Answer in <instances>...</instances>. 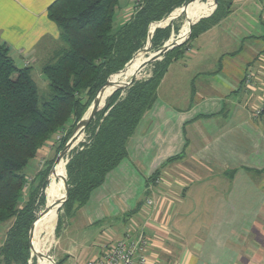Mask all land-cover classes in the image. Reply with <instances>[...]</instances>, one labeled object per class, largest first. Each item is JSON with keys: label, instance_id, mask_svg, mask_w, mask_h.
<instances>
[{"label": "crops", "instance_id": "1", "mask_svg": "<svg viewBox=\"0 0 264 264\" xmlns=\"http://www.w3.org/2000/svg\"><path fill=\"white\" fill-rule=\"evenodd\" d=\"M52 1L0 0V44L16 66L42 67L62 45ZM123 9L125 22L133 6ZM263 95L264 0H231L170 62L126 156L66 217L55 264L138 235L147 264H264V113L252 115Z\"/></svg>", "mask_w": 264, "mask_h": 264}, {"label": "trees", "instance_id": "2", "mask_svg": "<svg viewBox=\"0 0 264 264\" xmlns=\"http://www.w3.org/2000/svg\"><path fill=\"white\" fill-rule=\"evenodd\" d=\"M191 1L142 0L125 22L113 28L119 0H53L46 16L57 26L62 45L41 67L49 88L48 98L42 100L31 67L16 66L8 47L0 44V225L6 226L0 264H27L30 240L33 251V237L40 231V218L35 220L34 212L43 197L42 185L51 160L32 178L25 172L30 161L51 141L54 150L62 149L97 91L145 46L149 33L153 50L164 44L170 36L169 21L175 19L173 16L158 26L165 17L184 5L181 13L200 12L206 0ZM230 4L231 0L213 3V12L194 23L190 35L189 27L186 29L182 42L163 54L149 78L134 81L123 97L116 88L125 84L116 87L100 104L97 109L103 108L95 128L70 153L64 168L68 197L63 206L68 213L81 206L106 173L126 156L127 141L154 101L170 62L183 57L190 40L217 24L229 12ZM151 24L157 26L149 31ZM51 188L49 183L46 195Z\"/></svg>", "mask_w": 264, "mask_h": 264}, {"label": "rangeland", "instance_id": "3", "mask_svg": "<svg viewBox=\"0 0 264 264\" xmlns=\"http://www.w3.org/2000/svg\"><path fill=\"white\" fill-rule=\"evenodd\" d=\"M192 1H195V0H192ZM197 1L204 2L205 0H197ZM215 1L213 2L214 3V6L217 4V1L218 0H215ZM208 2L209 1H207V0L205 1V5L203 7L204 9H205V6L208 4ZM128 4L134 6V0H119V5H118V7L115 10V15H114V18H113V28H117L125 20V18L127 17L128 12L125 11L126 12L125 13L124 12L125 9H123V8L126 5H128ZM184 6H181L179 8H182ZM179 8H176V9H179ZM176 9H174V10H176ZM213 9H214V7H213ZM123 12H124V14H123ZM192 14H193V12H184V13H181L180 11L176 13V15L174 16L175 19H172V20L169 21V23L171 24L170 36H169V38L164 43H167L169 40H172L173 41L174 39L177 38L178 30L180 29V27L182 26V24L185 22V20L188 17H191ZM167 17H165L163 20H165ZM196 22H197V20L194 21L193 24L196 23ZM165 24L166 23H160L158 25L164 26ZM156 26H157V24H155L153 26L151 24L150 25V29L153 30ZM191 27L189 28V35L191 33V29H192ZM172 41H170V43ZM147 43L148 42H146L145 43V46L143 48L139 49L126 64H128L129 62H131V60L133 61L134 58L137 55H141L142 58H143L145 55H147L149 53H152L153 49ZM154 58H155L154 60H152L149 63L145 64L140 69H138L136 72H132L130 74L129 73H126L125 75L123 74L124 77L120 76L118 78L117 82H119L121 79H124V78H127L128 77L127 81L125 83H123L125 85L121 84L123 86H120L119 85L120 87L116 88V89H120L119 90V97L125 96L128 88L134 83V81L145 80V79H147V78H149L151 76L152 71L154 69L155 63L158 62V61H161L162 58H163V55H159V56L154 57ZM31 75H32L33 81L35 82L36 87H37V92H38L39 100L48 98V94H49L48 81L44 77V75L42 74L40 65H38V66L36 65V66H33L32 67ZM111 75L108 77L107 80H109V78L111 77ZM110 93L112 94V92L110 91L109 92V95H107V97H109L111 95ZM102 108L103 107L101 106V108L97 109L93 114H91L90 116H88L89 118H86L85 119V121H84V123L82 125V131H84L83 132L84 133V137H83L82 142H85L86 141L87 137L89 136V134L91 133V131L93 130V128H95L96 121H97V118H98V113H99V111ZM74 127H73V129H74ZM82 142H80V143H82ZM54 146L55 145H54V143H52V141L49 142L48 144H46V146L43 147L40 150V154H39L38 158H35V159L31 160L30 163H29V166L26 168V170L28 171V169L30 168V166L32 164L34 165V163H36V166L32 167L30 169V171H29V174H28L29 178H32V176H34V174L38 170L43 169L45 167L46 161L51 160V161H49L50 163L48 165V170H47L46 175L44 177V184L42 185L43 197H42L41 203H39L38 208L34 212L35 220L37 219L38 216L40 218V223H39V225H40V235H39V237L36 240L35 250H34V247H33V251L31 249V240H30V250H29V258L27 260V264H38L39 263V254H38V257H36L35 251L38 249V243H39V241L41 239V236L43 234V231L41 230V226L43 224L44 215H46L45 212H47V209L49 207V204H50V202L54 198V195H53L54 192H51L48 195H46V192L44 193V189H45L46 184H47L48 175H49V173H50V171H51V169H52V167H53V165L55 163L56 157H57V155H58V153L60 151V149L57 150V151L54 150ZM76 147H78V145ZM76 147H74L73 149H71V151H69L68 154H65L64 155L63 158L65 160V166H66V163H67V161L69 159L70 153ZM26 170H25V172H26ZM55 173L57 174V178H58V176H59L58 172L56 171ZM66 182H67V180H66ZM46 198H47V202H46ZM61 199H60V201L58 203L56 202V200H54V202H53L54 205L56 204V208H55L53 214L51 215V227L53 225V218L55 216V213H56V221H55V224H54V232L51 233L50 236L48 237L49 248H48V251L46 252V257L44 258L45 264L48 263V260L49 261H52L53 264H55V262L58 260L57 259V255H58V252H59L60 247H61V245L59 244V241H60L59 240V236H60L59 233H61L63 231V226L65 225L66 217H68V215H70V213H68L67 207L65 208L63 206V203L61 202ZM58 204H59V207H58ZM57 207H58V209H57ZM35 220H34V222H35ZM57 226H58V228H57ZM4 228H5V226L3 224H1L0 225V234H1L0 241L2 240V237H3L2 234L5 231Z\"/></svg>", "mask_w": 264, "mask_h": 264}, {"label": "bare ground", "instance_id": "4", "mask_svg": "<svg viewBox=\"0 0 264 264\" xmlns=\"http://www.w3.org/2000/svg\"><path fill=\"white\" fill-rule=\"evenodd\" d=\"M207 1H209V2L205 6V9L203 8L202 11H200V12H193L191 17H188L185 20V22L182 24L180 29L178 30L177 38L174 39L173 41L169 40L168 43H170V41H172V42L181 41L186 29L189 27V25L192 22L196 21L198 18H200L202 16L208 15L212 11L214 0H207ZM184 8H186V6L180 8V9L174 10L170 14V16L168 18H166L162 23H166L171 17L175 16L177 12L183 10ZM207 9H208V11H206ZM153 56L157 57L158 55L154 54V53H149V54L145 55L143 58H142L141 55H137L134 58L133 61H131L128 64H126L125 68L122 71H120V72H118L116 74H112L111 77L109 78V84L107 86H105L100 91V94H99V97H98V104L96 105L95 110H97V108L105 100L107 95H109L110 91H112L113 89H115L116 87H118L119 85H121V84H123V83H125L127 81L128 77L124 78V79H121L119 82H117V80H118V78L120 76L124 77V75L126 73L130 74L132 72H136L142 66H144L147 63H149V62H146V61L149 58L152 59ZM83 132L84 131H82V127L81 126L77 128V130L75 131V133L72 136V139H71L70 143L68 144V146H67V148L65 150V154H68V152L71 151V149H73L74 147L79 145L80 142H82L83 137H84V133ZM64 155H63V157H64ZM63 157H61L57 162L54 163V165H53V167H52V169H51V171H50V173L48 175L47 184H46V187L44 189V193H45L46 189L49 187V183L51 185H53L52 188L50 189V193L52 191L54 192V198L50 202L49 207L47 209V212H45L46 215H44L43 224L41 226V230L43 231V234H42L41 239H40V241L38 243V249L35 251L36 257H38V254H39V263L38 264H45L44 258L46 257V252L48 251V248H49L48 237L50 236L51 233L54 232V224H55L56 219H55V216H54L53 225L51 227V215L53 214V212H54V210L56 208V204L54 205L53 202H54V200H56L57 203L60 201L61 192H62V189H63V180H64V177H65V172H64L65 160H64ZM56 171L59 174L58 178H57V174L55 173ZM61 179H62V183H61ZM46 202H47V198H46ZM39 235H40V231L38 229L37 233L35 234V236L33 237V240H32L34 250H35V242H36L37 238L39 237ZM47 264H51V261L48 260Z\"/></svg>", "mask_w": 264, "mask_h": 264}, {"label": "built area", "instance_id": "5", "mask_svg": "<svg viewBox=\"0 0 264 264\" xmlns=\"http://www.w3.org/2000/svg\"><path fill=\"white\" fill-rule=\"evenodd\" d=\"M142 0H134L133 11L136 10ZM252 74L248 72L245 76V84H250ZM264 111V95L260 102L253 107V117H259ZM59 136H57L58 138ZM155 182L158 183L156 179ZM151 204V199H145ZM147 239L143 235L135 238L125 237L115 240L112 244L106 245L98 256L86 259L81 264H147L146 255Z\"/></svg>", "mask_w": 264, "mask_h": 264}, {"label": "water", "instance_id": "6", "mask_svg": "<svg viewBox=\"0 0 264 264\" xmlns=\"http://www.w3.org/2000/svg\"><path fill=\"white\" fill-rule=\"evenodd\" d=\"M215 1V0H214ZM216 2V1H215ZM213 11V9H212ZM212 11L208 14V15H205V16H202L200 18H203V17H207L209 16ZM170 16V15H169ZM168 16V17H169ZM167 17V18H168ZM198 18L197 21L200 19ZM193 22L189 25V28L192 26ZM160 26V25H158ZM149 31H151V29H149ZM149 41H150V33L148 34V39H147V44H149ZM182 41H175V42H172V43H164L161 47L157 48V49H154L152 51V53L154 54H157L158 56L159 55H163L165 54L168 50L172 49L173 47L179 45ZM155 58L153 57L152 59L149 58L146 62H150L151 60H154ZM126 64L120 69L118 70L117 72L113 73V74H116L120 71H122L124 68H125ZM109 84V80H106V82L104 83V85L97 91V93L95 94V96L93 97L92 101L90 102V104L88 105L87 109L85 110V112L83 113L82 117L76 122L75 124V127L74 129L72 130L70 136L68 137V139L66 140L64 146L62 147V149L59 151L57 157H56V160L55 162H57L61 157H63V155L65 154V150L68 146V144L70 143L71 139H72V136L73 134L75 133V131L77 130L78 127H82L84 121L86 118H89L88 116H90L91 114H93L96 110H95V107L96 105L98 104V97H99V94H100V91ZM88 120V119H87ZM87 123V122H86ZM63 190H64V197L61 199V202L63 203L67 197H68V185H67V182H66V175L64 177V180H63Z\"/></svg>", "mask_w": 264, "mask_h": 264}]
</instances>
